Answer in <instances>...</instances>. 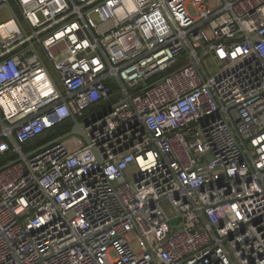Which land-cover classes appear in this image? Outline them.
I'll return each instance as SVG.
<instances>
[{"label":"built area","instance_id":"2783aa9c","mask_svg":"<svg viewBox=\"0 0 264 264\" xmlns=\"http://www.w3.org/2000/svg\"><path fill=\"white\" fill-rule=\"evenodd\" d=\"M2 8L0 264H264V0Z\"/></svg>","mask_w":264,"mask_h":264},{"label":"trees","instance_id":"16d2710c","mask_svg":"<svg viewBox=\"0 0 264 264\" xmlns=\"http://www.w3.org/2000/svg\"><path fill=\"white\" fill-rule=\"evenodd\" d=\"M72 125H73L72 122H67V123L61 124L60 126L56 127L52 131H50L47 134H45L47 136H46V138L44 140H40L43 137L42 136L39 139L40 141L39 140L36 141L34 145L37 146V145H40L42 143H46V142L52 140L53 138H55L57 136H60V135H62L64 133L69 132L72 129Z\"/></svg>","mask_w":264,"mask_h":264},{"label":"water","instance_id":"95a60500","mask_svg":"<svg viewBox=\"0 0 264 264\" xmlns=\"http://www.w3.org/2000/svg\"><path fill=\"white\" fill-rule=\"evenodd\" d=\"M72 135H78L81 136L86 143H88V138L86 136V134L84 133L83 129H82V123L79 121H75L73 128L71 129V131L66 135V137L68 136H72ZM95 155L97 156V159L100 161V157L97 154V152L94 150ZM2 169V168H1Z\"/></svg>","mask_w":264,"mask_h":264},{"label":"rangeland","instance_id":"374dc122","mask_svg":"<svg viewBox=\"0 0 264 264\" xmlns=\"http://www.w3.org/2000/svg\"><path fill=\"white\" fill-rule=\"evenodd\" d=\"M9 16H10V13H8L7 9L6 8H2L0 10V23L6 21L9 18ZM72 136H75V135H72ZM80 139H81V141L83 143L84 139L83 138H80ZM164 205H166V204H164ZM171 211L173 212L172 209H171Z\"/></svg>","mask_w":264,"mask_h":264},{"label":"flooded vegetation","instance_id":"af4514ba","mask_svg":"<svg viewBox=\"0 0 264 264\" xmlns=\"http://www.w3.org/2000/svg\"><path fill=\"white\" fill-rule=\"evenodd\" d=\"M46 136H47V135H44L40 140H44V139L46 138ZM40 140H39V141H40Z\"/></svg>","mask_w":264,"mask_h":264}]
</instances>
